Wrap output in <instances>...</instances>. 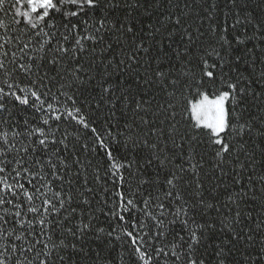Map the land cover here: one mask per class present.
<instances>
[{"label":"snow or ice","instance_id":"snow-or-ice-1","mask_svg":"<svg viewBox=\"0 0 264 264\" xmlns=\"http://www.w3.org/2000/svg\"><path fill=\"white\" fill-rule=\"evenodd\" d=\"M0 264H264V0H0Z\"/></svg>","mask_w":264,"mask_h":264}]
</instances>
